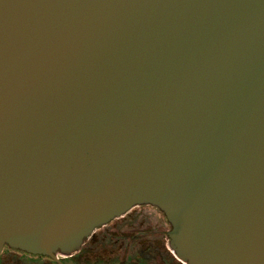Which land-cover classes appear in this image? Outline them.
Here are the masks:
<instances>
[{
    "label": "water",
    "instance_id": "obj_1",
    "mask_svg": "<svg viewBox=\"0 0 264 264\" xmlns=\"http://www.w3.org/2000/svg\"><path fill=\"white\" fill-rule=\"evenodd\" d=\"M141 204L187 264H264V0H0V252Z\"/></svg>",
    "mask_w": 264,
    "mask_h": 264
},
{
    "label": "flooded vegetation",
    "instance_id": "obj_2",
    "mask_svg": "<svg viewBox=\"0 0 264 264\" xmlns=\"http://www.w3.org/2000/svg\"><path fill=\"white\" fill-rule=\"evenodd\" d=\"M171 229L162 209L136 205L92 231L72 254L33 253L6 244L0 264H187L170 244Z\"/></svg>",
    "mask_w": 264,
    "mask_h": 264
}]
</instances>
